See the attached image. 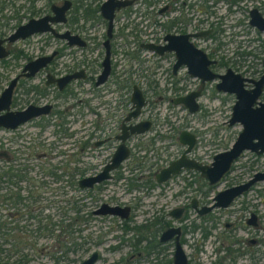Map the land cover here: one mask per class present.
Masks as SVG:
<instances>
[{
    "label": "flooded vegetation",
    "instance_id": "af4514ba",
    "mask_svg": "<svg viewBox=\"0 0 264 264\" xmlns=\"http://www.w3.org/2000/svg\"><path fill=\"white\" fill-rule=\"evenodd\" d=\"M39 1H45L47 9L38 14L34 5ZM105 1L28 0V6L25 8L28 11L27 15L19 14L23 6L17 7L15 4L11 6V14L8 17L5 18L2 15L1 25L7 27L10 32L0 39H5L30 19L46 16L49 27L46 31L34 32L13 41L4 40L1 43L7 55L0 58V64H9L10 61L16 63L18 59L26 58L24 65L37 57H50L45 62L46 65L33 76H20L17 79L12 91L11 106L16 104L13 96L16 87L43 72V83L40 86L24 87V92L30 91L41 97L53 93L61 107L59 113L65 114L69 109H74L77 118L75 122L79 124L84 121L80 130L66 134L76 136L72 171L74 189L78 192L73 200L77 208L74 227L78 249L72 253L76 254V258L68 264H78L92 252H97V258L92 264L99 260L100 254L93 245L104 242L107 231H102L95 240L92 238V232H87L85 235L80 233L90 228L91 221L103 222L111 219L119 223L124 238L119 244L110 245L108 250L129 247L130 257L134 254L140 258L151 256L154 260L153 264H171L176 234L165 241L159 240L161 233L170 228H178L177 241L186 255L187 264H199L197 253L205 248V242L210 244L207 250V264H264V179L256 180L239 191L226 206H215L203 211L204 207L214 204L213 197L217 192L243 185L255 174L263 173L264 169L253 170V165L243 166V172H241L243 177H235L232 183L227 182L233 164L244 152H250L254 158H257L262 156L264 151L254 153L243 150L232 161L228 171L213 184H209L207 179L193 169H181L177 174L160 183L155 179L159 169L176 159L185 149L186 145L180 144L177 139L180 131L185 130L194 137V143L186 153V157L203 165L209 164L214 154L228 149L236 138L240 130L224 150L214 153L210 161L201 162L190 156L200 143L199 134L190 126L176 134L171 117L174 119L175 106L183 108L187 115L197 113L200 109L199 100L207 97L209 88L212 91V97L227 94L234 98L233 94L218 91L215 88L216 83L219 82L218 75L224 74L226 69H231L225 67L227 64H249L250 66L256 63L258 59L256 56L261 55L262 67L255 79L244 77L231 69L234 73L250 80L259 78L264 59V31L249 23V11L256 10L264 19V0H253L246 9L244 5L246 0H132L130 4L122 7L114 5L112 13L107 10L109 8H104L102 12L101 6ZM65 4L66 8L60 10ZM135 5H139L137 10H134ZM220 5L223 6L220 7ZM3 7L4 4L1 3L0 11ZM133 13L136 16L131 19L130 15ZM239 13H245L244 20L236 18ZM227 16L232 22L226 28L227 40L224 41V36H221L224 31L222 21ZM11 20L13 23L9 24ZM120 21L122 22L119 23ZM108 24H110L109 36L107 35ZM246 33L253 37L244 38ZM167 35L185 36V38H171L168 45L170 49L159 52L158 50L168 42L164 39ZM33 36L43 37L44 51L38 56L29 57L22 49L11 48ZM183 40L203 54L206 60L211 61L206 68L215 75L213 79L202 81L201 76L191 75L183 63L176 66L175 48L177 43ZM227 43L235 46L231 51L232 56L228 57L224 55L225 50L223 51ZM251 43L254 45L251 46ZM147 45L159 48L150 50ZM118 49H121L120 54L127 61L126 64H119L115 60ZM106 50H108V72L101 77ZM21 68L14 76L20 72ZM71 74L75 76L60 89L55 82L46 84L47 75L57 79ZM243 87L244 89L252 88V83L245 81ZM134 88L139 91L143 103L135 116H129L135 110V103L131 100ZM263 88L264 85L261 94ZM196 92L197 109L195 111L189 112L182 104H175L176 98ZM82 93L88 95V98L81 96ZM261 94L258 101L264 102L259 100ZM70 98L71 102H69ZM45 103L50 104L51 108L46 115L40 117L47 116L53 108L51 103ZM85 117L87 121L82 119ZM229 118L230 114L225 122L227 125L240 126L238 122L228 124ZM142 121L149 122L147 130L121 139L124 133L128 132V126ZM58 126L61 127L62 124L59 123ZM159 128H162L164 132L159 133ZM121 142L128 148V156L121 160L117 167L107 172L109 177L90 187H79L80 179L96 176L101 172ZM157 143H162V146H156ZM174 145L181 150L175 158L167 160L169 153L166 149ZM140 149L142 154L138 155ZM159 149L164 151H158ZM149 154L156 155V158L149 161ZM157 161H163V163L157 164ZM174 179L183 181L181 189L173 192L170 200L164 201V204L156 209L151 220H145L139 224H132V218L133 212L141 202L140 197H132V201L123 203L118 201L120 197L118 193L110 198L101 194L105 193L102 191H107L105 187L111 182L121 181L126 195L142 190L147 194L149 190L156 187L157 197L161 199V196L165 195L166 188L170 186L169 182ZM257 183L262 184L261 189H255ZM219 185L222 187L215 189ZM80 193L87 196L88 201L80 198ZM102 205L127 206L128 215L121 218L117 215L95 213ZM175 208L180 209L177 215L171 213ZM134 226L139 231H134ZM194 233L198 236L193 237ZM187 248L193 250L191 256L187 255ZM81 254L85 255L77 261Z\"/></svg>",
    "mask_w": 264,
    "mask_h": 264
},
{
    "label": "rangeland",
    "instance_id": "374dc122",
    "mask_svg": "<svg viewBox=\"0 0 264 264\" xmlns=\"http://www.w3.org/2000/svg\"><path fill=\"white\" fill-rule=\"evenodd\" d=\"M252 1L253 0H246L244 2L245 9L251 4ZM1 3L4 4V7L2 11H0V37L6 36L10 32V30H7V27L2 26L1 24L3 23L2 15L5 18L8 17L11 14V6L13 4H15V6L17 7L19 5L23 6L20 8L22 11H19V14H28V11L25 9L28 6V0H16L15 2H13V0H0V4ZM34 6L35 11L38 14L45 12V10L47 9L45 1H39ZM222 6L223 5H220V7ZM138 8L139 5H135L134 10H137ZM135 16L136 15H134L133 13L130 15V18L134 19ZM236 18L244 20L245 13H239V15L237 14ZM9 22V24L13 23L12 20ZM121 22L122 21H120L119 23ZM231 22L232 20L229 16H227V18H224L222 21L224 31L222 32L221 36H224V41L227 40L226 32L228 30L226 28L229 24H231ZM250 36L252 35L246 33L244 38L249 39ZM228 38H230V36ZM260 38H262V35H260ZM42 40V36H33L27 41L19 42L11 48L22 49L27 56L35 57L44 51V43L42 42ZM220 40H222L221 37ZM253 45L254 43H251V46ZM234 47V44L227 43L223 47V51L225 50L224 55H226L227 57L232 56L231 51L234 49ZM120 53L121 49H118V54L116 55L115 60L118 61L119 64H126L127 61L123 59V56ZM226 56L224 57L226 58ZM260 56L261 55L256 56V58H258L256 59V63L250 64V66H248L249 64H227L225 67L231 68L233 71L240 73L244 77L255 79L260 74V70L262 67L260 64ZM25 59L26 58H20L16 61V63L10 61L9 64H0V91L7 84V82L19 71ZM56 67L57 66H55V68ZM43 79L44 73L40 72L31 79L23 82L21 85L16 87L13 93L16 104L14 106H11V109L17 110L27 106L28 104L38 105L45 102L51 103L53 105V108L47 116L32 119L20 125L16 129H0V168H6V164H10L14 168L26 166L28 177L33 178L36 183L32 188L35 190V194L40 196V199L36 204L45 206L44 212L51 214L55 219H57L59 218V215H56V213L59 211L57 207H68L65 204V199L71 198L72 200H74V196L78 192L75 189L69 187L68 183L66 182V175H62V181L54 183L51 181V177L46 176V172L52 170L57 174H61L65 170V165H67L68 168L72 169L73 159L75 157L74 152H76V136H67L66 134L70 133L71 131H76L77 129L80 130L82 125L84 124V121H82V123L80 122L79 124L75 122L77 118L74 114V109H69V111L65 114H62V112L59 113L61 111V107H59L58 100L53 96V93L46 97H41L30 91L27 93L24 92V87H27L29 85L40 86V84L43 83ZM81 96L88 98V95H85L84 93H82ZM233 100V96L227 94H219L218 97H212V91L209 88L207 97L199 100L200 109L197 111V113L193 115H187L186 111L183 108H181L180 106H175V116L174 119L173 117H171V122L174 124L176 134L178 131L184 129L185 127L188 128L189 126L192 130L199 134L200 143L190 154V156L195 159H199L201 162H208L210 161V158L214 153L222 151L224 150V148L230 145L236 133L240 130V126L238 124L229 126L225 123L230 114V107L233 103ZM259 100L264 101V88ZM71 101L72 99L70 98L69 102ZM82 119L87 121L86 117ZM59 123L62 124L61 127L58 126ZM63 125L65 127H63ZM158 132L163 133L164 131L162 130V128H159ZM156 146L161 147L162 143H157ZM180 150L181 149L178 148V146L176 147L175 145L169 147V149H166V151L169 153V156H167L166 159L169 160L172 157L175 158ZM158 151L163 152L164 149H159ZM139 154H142L141 149L138 150V155ZM164 154L165 152L163 153V155ZM151 156L152 155L149 154V161H153V159L156 158V155L152 157ZM10 157H12L11 160L9 159ZM161 163H163V161H157V164ZM248 165H253V170L264 169V154L262 156L254 158L252 153L244 152L240 156V158H238L237 161L233 164V168L231 172H229L228 176L229 181L227 182L232 183L235 177H243L241 176V172H243L242 167H246ZM69 171L71 170L69 169L67 172ZM42 181L46 182V186L40 185ZM3 182L4 181L0 182V186L6 187V184ZM169 183L170 186L169 188H166L165 195L161 196V199H158L157 197L156 192H158V190L156 189V187L152 190H149L147 194L142 190L128 193L126 195L124 194V186L122 185L121 181H118L117 183L111 182L108 186L105 187L107 188V191H102L105 193L101 194H103L106 198H110V196L118 193L120 196L118 201L123 203L132 201V197H140L141 202L133 212L132 218V224H139L145 220H151V217L155 214L156 209L160 205H163L164 201L167 202L168 200H170L169 198L170 196H172L173 192L180 190L181 186H183V181L178 179H174ZM17 184L26 186L25 182H20ZM37 185H40V189L37 188ZM221 187L222 185H219L215 189H219ZM261 188V183H257L255 185V189ZM14 189L15 188L12 187V190ZM5 192H7L6 189H0V221H7L8 217L6 216V214L11 210V208H9L8 206L9 203L2 200L3 194H5ZM80 195V198L88 201L87 196H84L83 193H80ZM19 223H24V220L19 221ZM99 226H101V229H99ZM102 231H107L106 239L99 245H93L95 250H98L100 254V258L95 264L154 263L153 257L151 256L140 258V256L134 254L130 257L129 247H120L116 250H108V247L110 245L113 246L119 244L120 240L124 238V234L119 227V223L114 219L105 220L103 222L91 221L90 228L86 230V232L83 231L80 234L85 235L87 232H92V238L95 240L97 238V235L102 234ZM197 236V233L193 234V237ZM42 242H44L43 239L38 240L39 244ZM204 246L205 248L197 253V262H199V264H207V250H209L210 244L208 242H205ZM186 253L188 256H191L190 254L193 253V250L187 248ZM50 254H52V252L44 250L35 254L30 253L29 257L31 259L27 264H53V260L50 258ZM84 255L85 254H81L77 261L83 258ZM68 257L76 258V254H68ZM10 261L12 262V260Z\"/></svg>",
    "mask_w": 264,
    "mask_h": 264
},
{
    "label": "water",
    "instance_id": "95a60500",
    "mask_svg": "<svg viewBox=\"0 0 264 264\" xmlns=\"http://www.w3.org/2000/svg\"><path fill=\"white\" fill-rule=\"evenodd\" d=\"M132 0H106L102 6L101 10L103 12L104 8H109L112 13L113 6L122 7L130 4ZM66 4L62 6L60 10H64ZM251 25H256L259 30L264 31V19L252 9L249 11ZM48 17L44 16L39 19H30L24 25L19 26L15 32L8 35L5 39H0V58L7 55V51L2 46V42L13 41L18 37L24 38L34 32H42L49 29L47 25ZM110 33V24H108L107 35ZM171 38H185L179 36H165L168 42L166 45L161 47L159 52L163 49L169 50V41ZM177 39V40H178ZM151 49H158L154 46L147 45ZM175 53L177 57L176 66L183 63L187 67V71L191 75L201 76V80H210L215 77L207 70L206 66L211 63V61L206 60L205 56L201 54L198 50L194 49L189 42L179 41L175 48ZM192 54V55H190ZM49 56L37 57L26 64H24L20 72L12 77L7 84L0 91V129L13 130L18 126L30 121L31 119L38 118L40 116L46 115L51 105L48 103L42 105L29 104L22 109H11V96L13 87L15 86L17 79L21 77H31L39 69L43 68L46 64L45 62L49 60ZM200 61V62H199ZM103 69L101 71V77H104L108 72V50H106L105 57L103 59ZM75 74L65 75L63 77L53 79L50 75H47L48 80L46 84L55 82L57 87L60 89L70 78L74 77ZM219 82L216 83L215 88L218 91L227 92L234 95V103L231 107L230 118L228 124H233L238 122L241 126L236 138L230 145V147L223 152H219L213 155L212 161L203 165L190 160L186 157V153L189 151L194 143L193 135L189 134L187 131L182 130L178 134V142L182 145H186L182 153L174 160L169 162L166 166L159 169L155 175L157 182H163L170 176L177 174L181 169H193L199 172L200 176L207 179L209 184L215 183L219 180L222 175L228 171L230 164L234 159H236L243 150H250L254 153H261L264 151V102L258 101V97L261 94L262 87L264 85V59L262 73L257 80H250L242 77L238 73H234L231 69H226L225 73L218 75ZM251 82L252 88L244 89V82ZM196 93H190L183 97H178L175 99V104H182L189 112H193L197 109V103L195 102ZM131 100L135 103V110L129 114V116H135L138 108L142 105V98L139 91L134 88ZM149 127L148 121H142L135 125L128 126V132L124 133L122 140L126 136L131 134L142 133ZM128 148L121 142L114 152L110 160L105 164L103 169L96 176H90L82 178L78 181L79 187H90L92 184L100 182L104 178H108L107 172L111 169L117 167L118 163L128 156ZM264 179V172L257 173L250 179L247 183L230 187L225 190L217 192L213 200L215 201L209 207H204L203 211H207L215 206H226L231 198L235 196L239 191L245 189L249 184L256 180ZM106 213L111 215H117L121 218H125L128 215L127 206H107L102 205L100 209L96 210L95 213ZM180 212L179 208H175L171 211L174 215ZM201 212V211H199ZM173 234L175 235V248L171 259V264H187V258L183 252L179 242L178 228H170L161 233L159 240L165 241L169 239ZM97 258V252H92L87 258L79 262L78 264H92ZM0 264H13L11 262H1Z\"/></svg>",
    "mask_w": 264,
    "mask_h": 264
},
{
    "label": "trees",
    "instance_id": "16d2710c",
    "mask_svg": "<svg viewBox=\"0 0 264 264\" xmlns=\"http://www.w3.org/2000/svg\"><path fill=\"white\" fill-rule=\"evenodd\" d=\"M6 165V168H0V182L4 181L6 187L0 186V189L7 190L2 200L9 203L11 210L6 214L8 220L0 221V263L12 260L14 263L27 264L31 259L30 253L35 254L42 250L52 252L50 258L53 264L73 262L74 258H69L68 254L78 249L74 227L77 213L75 202L71 198L65 199L68 207H57L59 211L56 215H59V218L55 219L51 214L44 212L45 206L36 204L40 196L36 195L32 188L36 183L33 178L28 177L26 166L14 168L10 164ZM65 166L61 174L51 170L46 172V176L51 177L52 182L58 183L62 181V175H66V182L74 189L73 171ZM69 169L71 171L67 172ZM20 182H25L26 186L18 185ZM45 183L42 181L40 185L46 186ZM40 185H37L38 189ZM12 187L15 189L12 190ZM21 220H24V223L20 224ZM134 231L139 229L134 226ZM40 239L44 242L39 244Z\"/></svg>",
    "mask_w": 264,
    "mask_h": 264
}]
</instances>
